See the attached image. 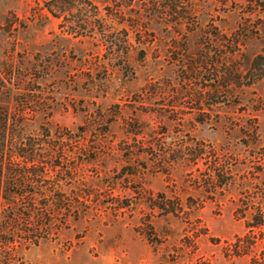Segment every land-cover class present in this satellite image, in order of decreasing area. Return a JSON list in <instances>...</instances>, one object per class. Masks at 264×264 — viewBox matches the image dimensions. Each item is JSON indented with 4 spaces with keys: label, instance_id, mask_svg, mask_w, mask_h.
I'll return each mask as SVG.
<instances>
[{
    "label": "rangeland",
    "instance_id": "obj_1",
    "mask_svg": "<svg viewBox=\"0 0 264 264\" xmlns=\"http://www.w3.org/2000/svg\"><path fill=\"white\" fill-rule=\"evenodd\" d=\"M50 1L0 0V129L58 137L0 264H264L263 2Z\"/></svg>",
    "mask_w": 264,
    "mask_h": 264
},
{
    "label": "trees",
    "instance_id": "obj_2",
    "mask_svg": "<svg viewBox=\"0 0 264 264\" xmlns=\"http://www.w3.org/2000/svg\"><path fill=\"white\" fill-rule=\"evenodd\" d=\"M57 1L51 0L48 3L47 11L53 17L57 16L51 7ZM256 1L264 4V0ZM8 123V116L4 111L0 129V215L3 222L0 240L4 243L23 241L28 246H36L40 240L47 239L49 230L45 225L29 228L27 223L19 225V221L22 218H25L23 220L25 222L29 221L32 213L37 216V220L45 217L43 212L35 208L32 196L27 193L45 192L43 189L47 182L46 165L52 155L43 152L44 145L53 140L57 141L58 137L54 134L55 138L52 139L50 131L46 129H41L37 135H27L21 128V121L15 126L16 128H13V125L12 128H8ZM14 210L19 217L15 218ZM5 221L11 222L12 225L5 224Z\"/></svg>",
    "mask_w": 264,
    "mask_h": 264
}]
</instances>
